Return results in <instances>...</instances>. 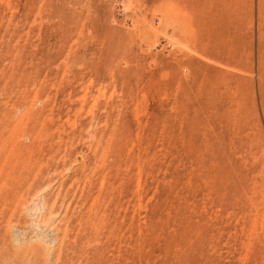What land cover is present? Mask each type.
Returning a JSON list of instances; mask_svg holds the SVG:
<instances>
[{"label":"rangeland","instance_id":"rangeland-1","mask_svg":"<svg viewBox=\"0 0 264 264\" xmlns=\"http://www.w3.org/2000/svg\"><path fill=\"white\" fill-rule=\"evenodd\" d=\"M0 264H264V0H0Z\"/></svg>","mask_w":264,"mask_h":264}]
</instances>
